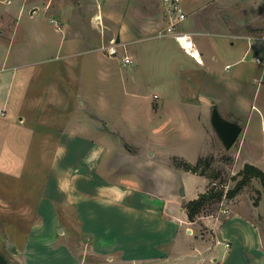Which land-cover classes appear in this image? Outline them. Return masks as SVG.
<instances>
[{
  "label": "rangeland",
  "instance_id": "374dc122",
  "mask_svg": "<svg viewBox=\"0 0 264 264\" xmlns=\"http://www.w3.org/2000/svg\"><path fill=\"white\" fill-rule=\"evenodd\" d=\"M25 1L0 0V102H7L8 112L17 111L22 104L19 98L26 92L27 103L18 111L29 114L27 123L37 128L36 143L40 141L39 132L47 130L55 146L59 128L74 129L72 132L81 138L73 144L67 142L66 151L67 146L62 145L53 164L48 193L66 196L78 187L104 195L102 205L95 207L96 215L88 216V224L93 223L89 219L96 218L99 231L107 232L103 230L105 225L118 221L115 229L121 232L126 225L129 235L136 239L150 220L143 215L134 221L115 217L110 214V203L105 204L124 187L136 192L139 188L162 191L175 184L176 194L170 198V205L175 214L181 215L179 206L187 211L186 196L179 193L182 188L197 191L213 181L219 188L222 184L231 188L246 161L264 169V40L258 45L248 37L264 34V0H205L204 6L180 0L186 18L179 21L177 30L199 29L192 32L196 45L218 39L219 46L210 48L207 44V48L212 52L219 47L228 49V56H218L220 73L235 77H229L227 84L216 73L205 72L208 64H199L173 35H155V30L166 29L176 17L172 0ZM143 24L151 25L153 32L143 30L147 26ZM79 35L85 41L69 43ZM126 35L132 38L127 48L135 57L133 64L121 61L122 50L110 55L93 49L113 39L127 40ZM207 48L203 47V55H207ZM228 57L230 64L225 67ZM214 104L224 116L243 126L229 147L211 121ZM92 129L106 142L104 150H96L99 157L89 153L94 141L82 139L92 138ZM31 147L33 150L34 145ZM18 153L22 154L21 149L16 150ZM46 154L45 159L26 157L24 164V156L5 161L6 165L10 161L17 165L8 168L15 173L8 172L5 178V200L0 204V251L10 264H59L57 259L64 256L75 261L83 249L76 242L75 213H55L57 207L39 199L30 207L29 199L45 183V160L47 164L51 160L49 150ZM182 159L192 163L200 159L198 169L206 173L179 166ZM31 172L40 175L37 183L31 180ZM239 192L250 204H259L262 196L259 209L264 213L260 178L253 177ZM138 200L133 196L134 202L141 203ZM229 204L231 200L223 206ZM219 209L218 203L209 202L203 214L193 220L182 214L180 222L210 233L209 224L223 215ZM259 217L264 227V215ZM249 228L238 232L241 240L255 234L254 227ZM84 249L87 254L94 253L90 247Z\"/></svg>",
  "mask_w": 264,
  "mask_h": 264
},
{
  "label": "crops",
  "instance_id": "0c3cea01",
  "mask_svg": "<svg viewBox=\"0 0 264 264\" xmlns=\"http://www.w3.org/2000/svg\"><path fill=\"white\" fill-rule=\"evenodd\" d=\"M191 1L195 2L194 5L198 4L199 6H204L205 4V0ZM23 2L26 1L23 0ZM148 23L149 21L147 22V24ZM147 24H143V27ZM178 24L179 22L177 23V26ZM145 27L146 28H143V30L147 32H153V27L151 25H147ZM161 29L155 30V35H172L160 34L159 32ZM185 32L190 34L192 37V32L197 33L199 32V29H194V31L188 30ZM238 36L241 37L244 35ZM126 37L129 36L126 35ZM248 37L253 39L252 43L256 42L258 45L262 40H264V34H253L248 35ZM84 38L85 37H83V35H79L75 41H70L69 39V43L77 44L78 40L85 41ZM131 39L132 38L129 37L127 38V40L121 41L125 42L127 45V42H129V40ZM207 42L210 48L216 47L217 45L219 46V43H221L218 39H212ZM194 43L195 41L193 40V44ZM103 44L106 43L104 42L100 46H95L93 47V49L102 50L101 46ZM207 44L204 45L203 41L199 45H196V43L194 44V46L200 52V56L198 57L193 53L191 49L180 43V45L191 56H193L199 64H208L209 67L207 69L205 68V72L206 70H208L210 72V75L212 73H216L217 75H219L220 81L227 84L229 77L232 79L235 77H231L229 75L223 76L220 73V70L222 68L220 67L219 59L221 57V54H225L228 56V49L219 47V49L217 48V51L212 52L211 49L207 48ZM204 46L207 48V55L202 54ZM120 59L122 61L121 56ZM229 60L230 59L228 57L225 62V67L230 64ZM133 63H135V57ZM25 93H23V96L19 98V101L21 100L20 102L22 104L20 107H18V110H20L22 107H25L27 103V96H25ZM28 100L30 99L28 98ZM0 106H5L7 108L6 115L0 116V151H2L3 153L1 154V157L3 158H1L0 161V204H3V201L5 200L2 193V186L5 183V178L8 175V172L9 174L15 173V171L12 170L8 171V168L10 166L13 167L15 163L13 161H10V165H6L5 161H8V159H12V157H14V159H17V156L20 159L22 158V156H24V162H22L23 164L25 163L26 157L30 158V156H33L34 159L37 158V160L40 159V157H42V159H45V155H47L46 152L47 150H49L51 160H49L50 163L48 162V164L47 160H45V183L43 188L37 191L36 196L29 199L30 207H34L33 205H35L37 199H39L41 203L49 204V207L53 206L54 209H56L55 207H57L60 211L56 210L55 213H75L77 217L73 226L76 227V231L79 236V241L76 242L79 247L83 248L80 255L76 257L77 259H74L75 261H72L73 258L68 259V256H64L60 257V259H57V261H59V264H264V227L259 217L260 214L264 215V213H262L259 209L262 196H260V201L257 205L254 204L253 201L251 202V204L247 202L248 200H246L245 197L243 198V196H241L242 192L235 194L234 198H232L233 196L226 198L225 201L231 200L232 203L231 205L229 204L230 206L228 205V211L226 213L220 212L221 215L223 214L222 217H218V220H213V223L209 224L210 227H212V230H210L211 232L209 231L210 233H201L202 230L198 231V229H196L194 225H184L180 222V220L183 218V215H186L188 217L187 211L184 210L182 206H179L178 209L182 211L183 215L174 213L173 206L170 205V198L176 194L175 184H173L172 188L170 186H164L165 189L162 191L156 188L151 190L147 188H139V191L136 192L130 191L129 187H124L118 192V195L113 197V199L112 197H110L109 199H106L108 201L105 200V202H108L105 204L110 203V214H114L115 217L122 216L125 219L127 217H130L133 221L134 218L137 219L139 215H143L144 217H146V219L148 218L150 220V225L146 226V228H142L138 233L139 237L136 239H133L134 237L132 235H129V231L127 232L126 225L123 227L124 229H121V232L117 231V229H115V226L118 224V221L116 222V224L109 223L108 225H105L103 230H107V232L99 231L100 228L98 229L95 224L96 218H92L96 215L95 207H99V205H102L101 200H103V198L105 197L104 195L102 196L101 194L99 196L100 193L96 191L90 192L78 187H73L74 193L66 196H64V194L61 195V193H58L57 195L48 193V184L51 178L53 164L58 158L59 152L62 150V145L64 144L67 146L64 149L66 151L68 149L67 142L73 144L75 141H78L77 139H81L78 137V135H75L72 132V130L74 129H71V131L69 129L62 128L56 130L59 133V137L55 140V146L53 144L54 140L51 136L52 133L48 132L47 130L39 132L41 136L39 139L40 141L36 143L35 129L37 128L27 123L26 119L29 117V114L26 115L18 110L8 112L7 102L5 100H2L0 102ZM90 132L93 133L92 135H94L92 138L87 137L82 139L84 141H87L85 139L94 141L89 153H91V155H93L94 157H99V151L95 156L96 150H102V148L104 150V148L107 147L106 142L102 141L100 137L101 135H99L98 133L96 134L95 130L92 129ZM16 133L17 137L18 134H20L18 140L17 137L15 138ZM66 134L68 136L65 140ZM96 138H98L97 142ZM33 139L34 142H32ZM96 144H98L100 148L95 146ZM31 145H34L33 150ZM20 149L22 151V154H16V150L18 151ZM38 150H40V154L41 152L44 153L43 156L37 153ZM11 151L13 153L7 154ZM98 164L101 168L102 163L99 162ZM117 167L119 166L116 165V168ZM49 168L50 173L48 171ZM110 173H113V170H109V174ZM31 174L32 177L34 176V179L31 180H34L35 183H37L36 181L38 180V177L40 175H35L32 172ZM27 175L28 174H26L25 176ZM86 178L88 179L89 177L86 176ZM57 183V188L58 190L60 189L61 192L62 186L60 187L59 181H57ZM67 189L69 191L71 190L69 188ZM183 189L187 201L191 198L197 197L200 192L205 190L204 186L197 191L192 189L191 187H185ZM259 189L262 193V189L260 187ZM163 192H167V196L163 195ZM180 192L181 191H179V193ZM133 196L139 198L138 201L142 204L138 203V205L136 202H134ZM166 198L168 199V201L164 200ZM14 200H16L15 197ZM84 204L86 205L84 206ZM90 215H92V218L89 220H93V223L89 222L88 224L87 218H89L88 216ZM224 226H226L227 228H224ZM249 226L254 227V229L256 230L255 234H252L251 238L249 239L245 237V239L241 240V235L238 234V232L245 229V227L249 228ZM211 237H214L215 240L211 241ZM225 241H228L229 245H227ZM85 247L92 248L94 253L91 255L87 254V249H84ZM129 247H135V249L133 251H130L128 250ZM102 254L105 257L101 258L100 256Z\"/></svg>",
  "mask_w": 264,
  "mask_h": 264
},
{
  "label": "trees",
  "instance_id": "16d2710c",
  "mask_svg": "<svg viewBox=\"0 0 264 264\" xmlns=\"http://www.w3.org/2000/svg\"><path fill=\"white\" fill-rule=\"evenodd\" d=\"M200 159H198L197 163H192L190 160L182 159L181 161H178L177 164L194 172L205 174V171L198 169ZM238 175L240 176L238 177L235 186L228 188L227 191H225L224 187L219 188L212 180L213 183L210 182L205 190L200 192L197 197L189 199L186 203L188 217L191 220L195 219L196 216L204 213L202 211L204 208H209V202H212L213 204H219L224 195L227 197L234 196L245 185H247V183H249L253 177L260 178L264 189V169L259 165L246 161L243 167L238 171Z\"/></svg>",
  "mask_w": 264,
  "mask_h": 264
},
{
  "label": "built area",
  "instance_id": "2783aa9c",
  "mask_svg": "<svg viewBox=\"0 0 264 264\" xmlns=\"http://www.w3.org/2000/svg\"><path fill=\"white\" fill-rule=\"evenodd\" d=\"M10 2L11 0H7ZM172 6L173 9L176 12V17L175 19H172L170 24L166 27V29H161L160 34H172L175 36V38L181 43L179 36L181 34H187L185 31L177 30V22L180 20H183L186 17V12L183 8V6L180 4V0H172ZM190 35V34H189ZM192 39L190 35V40ZM193 40V39H192ZM182 44V43H181ZM195 44V43H194ZM103 51H106L110 55H117L119 52L122 50V61L125 64H131L134 62V57L133 55L129 52L127 45L125 42L122 41H117L116 39L111 40L109 43L103 44L101 46ZM257 61H262V58L259 56H256ZM7 113V108L5 106H0V116H4ZM219 187V185L217 184ZM222 187H224L225 191H227V187L225 188L224 184H222ZM226 198H228L226 195H224L219 202L220 209L219 212L226 213L228 211V206H223L225 203ZM227 245H229L228 241H225Z\"/></svg>",
  "mask_w": 264,
  "mask_h": 264
},
{
  "label": "water",
  "instance_id": "95a60500",
  "mask_svg": "<svg viewBox=\"0 0 264 264\" xmlns=\"http://www.w3.org/2000/svg\"><path fill=\"white\" fill-rule=\"evenodd\" d=\"M211 121L227 147L231 146L236 141L243 129V126L239 121L224 116L217 104L213 105ZM181 192L184 193L183 188L181 189ZM0 264H10L7 256L1 251Z\"/></svg>",
  "mask_w": 264,
  "mask_h": 264
},
{
  "label": "bare ground",
  "instance_id": "6f19581e",
  "mask_svg": "<svg viewBox=\"0 0 264 264\" xmlns=\"http://www.w3.org/2000/svg\"><path fill=\"white\" fill-rule=\"evenodd\" d=\"M179 38L182 44H184L186 47L191 49L193 53L196 54L198 57L200 56L199 50L194 46L193 40L192 39L190 40V35L188 33L181 34Z\"/></svg>",
  "mask_w": 264,
  "mask_h": 264
}]
</instances>
